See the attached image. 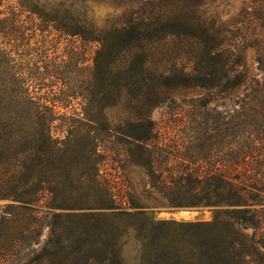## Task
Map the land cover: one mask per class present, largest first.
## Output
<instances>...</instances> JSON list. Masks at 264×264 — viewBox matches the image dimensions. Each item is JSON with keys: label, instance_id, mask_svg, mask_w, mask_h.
<instances>
[{"label": "trees", "instance_id": "1", "mask_svg": "<svg viewBox=\"0 0 264 264\" xmlns=\"http://www.w3.org/2000/svg\"><path fill=\"white\" fill-rule=\"evenodd\" d=\"M165 1L127 0L128 11L113 13L99 26L90 7L96 0H0V130L12 127L15 134L12 140L0 136V142L19 146L11 157L27 154L28 145L38 157H47L59 144L50 133L51 107L29 94L34 53L50 58L44 44L31 46L34 37L39 43L36 30L95 43L84 89L96 102L101 139L124 146L129 162L145 170L150 186L159 185L166 206L210 208L211 220L194 226H213L217 238L231 239L221 250L238 264V257L251 254L244 246L236 253L234 231L219 225L232 222L242 231L252 229L251 241L259 233L256 242L264 247V0H256L254 14L247 12L223 29L216 21L207 27L206 20L189 15L199 0H176L185 6L170 13L161 6ZM30 21L37 23L25 27ZM249 47L255 51L258 77H250L246 66ZM176 88H201L211 99L244 94L248 102L241 101L242 110L225 121L224 116L188 112L184 124L193 134L165 149L151 112L171 101L168 92ZM121 104L123 121L107 120L104 111ZM92 122L83 117L79 123ZM241 139L246 142L233 154ZM121 196L127 199L122 208L143 211L129 183ZM19 234L12 224L0 232V264H16Z\"/></svg>", "mask_w": 264, "mask_h": 264}, {"label": "rangeland", "instance_id": "2", "mask_svg": "<svg viewBox=\"0 0 264 264\" xmlns=\"http://www.w3.org/2000/svg\"><path fill=\"white\" fill-rule=\"evenodd\" d=\"M149 1L152 5L159 3ZM121 2L122 7L114 9ZM198 2L189 15L206 20L207 27L216 21L218 28H228L231 20L256 11V0ZM126 3L96 0L90 5L96 24L102 26L113 13L128 11ZM183 4L167 0L161 6L170 13ZM35 23L24 25L30 28ZM36 32L40 33L39 43H34V37L31 46L44 44L50 58L40 57L39 50L34 53L29 94L51 107L50 133L59 144L47 157H38L32 145L26 147L27 154L11 157L19 146L0 142V232L6 233L11 224L18 227L21 241L16 264H232L221 250L231 239L217 238L213 226H194L195 222L211 220L210 208L166 206L159 185L155 182L150 186L145 170L129 162L124 146L101 139L103 133L96 127V102L87 98L84 89L98 45L57 32ZM244 56L249 76L258 77L255 51L249 47ZM168 95L172 100L151 112L161 140L164 137L167 142L165 149L174 140L181 142L193 134L184 124L188 112L224 116L225 121L228 114L242 110L241 101L248 102L244 94L211 99L201 88H176ZM124 112L121 104L106 109L104 115L120 123ZM83 117L93 122L81 125ZM11 130H0V136L11 135L12 140L15 134ZM245 142L237 141L233 154ZM220 146L223 154L225 145ZM260 158L264 162V153ZM128 183L144 206L142 212L122 208L127 199L121 194ZM108 204L121 207L105 209ZM218 227L234 231L236 253L242 246L249 250L251 255L238 257V264H242L240 260L244 264H264V247L256 242L259 233L252 242V229L242 231L232 222Z\"/></svg>", "mask_w": 264, "mask_h": 264}]
</instances>
